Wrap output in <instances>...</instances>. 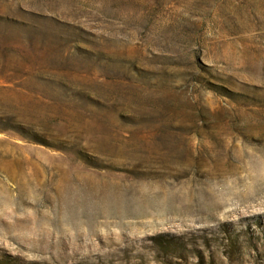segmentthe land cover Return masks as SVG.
Instances as JSON below:
<instances>
[{
	"label": "rangeland",
	"instance_id": "1",
	"mask_svg": "<svg viewBox=\"0 0 264 264\" xmlns=\"http://www.w3.org/2000/svg\"><path fill=\"white\" fill-rule=\"evenodd\" d=\"M260 181L264 0H0V264H264Z\"/></svg>",
	"mask_w": 264,
	"mask_h": 264
},
{
	"label": "bare ground",
	"instance_id": "2",
	"mask_svg": "<svg viewBox=\"0 0 264 264\" xmlns=\"http://www.w3.org/2000/svg\"><path fill=\"white\" fill-rule=\"evenodd\" d=\"M260 191H263L264 190V181H260ZM256 196V195H253V194H249V193H242L240 195H238V200H240L241 202H244V203H248L250 202L253 197Z\"/></svg>",
	"mask_w": 264,
	"mask_h": 264
}]
</instances>
